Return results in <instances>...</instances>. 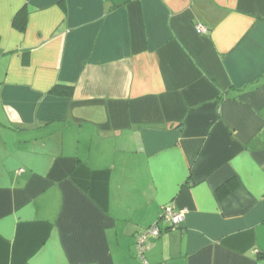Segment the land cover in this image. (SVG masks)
<instances>
[{
  "label": "crops",
  "instance_id": "crops-1",
  "mask_svg": "<svg viewBox=\"0 0 264 264\" xmlns=\"http://www.w3.org/2000/svg\"><path fill=\"white\" fill-rule=\"evenodd\" d=\"M263 255L264 0H0V264Z\"/></svg>",
  "mask_w": 264,
  "mask_h": 264
},
{
  "label": "built area",
  "instance_id": "built-area-1",
  "mask_svg": "<svg viewBox=\"0 0 264 264\" xmlns=\"http://www.w3.org/2000/svg\"><path fill=\"white\" fill-rule=\"evenodd\" d=\"M195 29L198 33H206L207 28L197 24ZM183 219V212L175 210L172 204H167L163 207L159 218L151 225L143 229L137 237L138 246L140 251H144L148 245L150 238L157 237L161 233V223H165V227H176Z\"/></svg>",
  "mask_w": 264,
  "mask_h": 264
},
{
  "label": "trees",
  "instance_id": "trees-1",
  "mask_svg": "<svg viewBox=\"0 0 264 264\" xmlns=\"http://www.w3.org/2000/svg\"><path fill=\"white\" fill-rule=\"evenodd\" d=\"M73 91H74V87L72 84H63V83H56L49 89V93L53 95L67 96V97H71L73 95Z\"/></svg>",
  "mask_w": 264,
  "mask_h": 264
}]
</instances>
